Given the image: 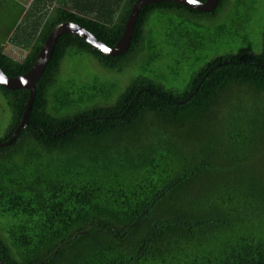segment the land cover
<instances>
[{
    "label": "trees",
    "instance_id": "trees-1",
    "mask_svg": "<svg viewBox=\"0 0 264 264\" xmlns=\"http://www.w3.org/2000/svg\"><path fill=\"white\" fill-rule=\"evenodd\" d=\"M5 1L7 10L19 5L22 21L3 33L0 68L17 76L61 22L114 45L135 0H60L50 9L39 0L27 8ZM227 1L211 12L173 2L142 7L130 48L119 56L59 35L28 122L0 147V211L19 219L0 230L4 264H264V28L260 52L214 57L182 89L143 73L121 91L100 88L73 100L90 102L73 113L49 107L67 54L87 53L121 71L124 59L153 49L146 24L154 12L199 19ZM6 41L26 50L21 61L5 52ZM235 89L252 93L256 105L235 106L229 97ZM0 90L12 111L5 141L29 91Z\"/></svg>",
    "mask_w": 264,
    "mask_h": 264
},
{
    "label": "rangeland",
    "instance_id": "rangeland-1",
    "mask_svg": "<svg viewBox=\"0 0 264 264\" xmlns=\"http://www.w3.org/2000/svg\"><path fill=\"white\" fill-rule=\"evenodd\" d=\"M24 1L13 0L21 5H24ZM8 5L5 0H0V40L7 29L22 21L18 20L19 5L7 10ZM263 28L264 0H228L214 16L199 19H192L188 14L175 10L154 12L146 24V33L153 42V49L124 59L121 71L104 68L87 53L67 54L61 62L56 83L50 90V111L73 113L84 105H90V102L70 105L73 100L97 94L100 88L121 91L132 78L143 73L162 80L168 86L182 89L193 72L214 57L228 53L260 52ZM167 31L172 34L170 41L168 39L169 44L163 42ZM178 31L183 36H179ZM5 52L18 61L26 54L23 47L11 41L5 42ZM232 92L229 97L235 106L240 100L247 104L244 107L256 105L252 93L237 89ZM222 115H225V111ZM220 117L225 119L227 116ZM11 120V108L0 90V137L5 134ZM18 220L0 211V230L14 226Z\"/></svg>",
    "mask_w": 264,
    "mask_h": 264
},
{
    "label": "water",
    "instance_id": "water-1",
    "mask_svg": "<svg viewBox=\"0 0 264 264\" xmlns=\"http://www.w3.org/2000/svg\"><path fill=\"white\" fill-rule=\"evenodd\" d=\"M160 2H173L199 12H211L215 9L219 0H135L124 24V29L120 38L116 41L114 45L111 46L105 44L92 32L82 27L78 23L72 21H65L56 24L50 30L46 39L42 43L36 55V58L32 63L31 67L28 69V71L17 76H9L5 74L4 71L0 68V86L6 89H27L29 91L27 104L23 112L21 121L7 140L0 141V147L9 146L18 136L24 124L28 122L29 110L32 106L36 93V82L41 76L45 66L47 65L51 57L53 47L59 35L64 33L76 35L85 40L91 47L95 48L98 52L103 55L119 56L126 53L130 48L135 23L137 21L140 9L148 4ZM225 63L226 62L219 63L217 64V66ZM261 66L264 68V64H262ZM210 71L211 69L209 70V72ZM0 264H4L1 258Z\"/></svg>",
    "mask_w": 264,
    "mask_h": 264
},
{
    "label": "crops",
    "instance_id": "crops-1",
    "mask_svg": "<svg viewBox=\"0 0 264 264\" xmlns=\"http://www.w3.org/2000/svg\"><path fill=\"white\" fill-rule=\"evenodd\" d=\"M32 1L33 0H25L23 2L25 8L29 7ZM39 1H41L45 5V7L49 9L53 7H58L60 4V0H39Z\"/></svg>",
    "mask_w": 264,
    "mask_h": 264
}]
</instances>
